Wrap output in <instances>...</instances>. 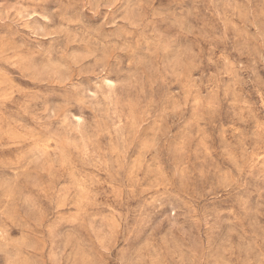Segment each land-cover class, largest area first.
I'll use <instances>...</instances> for the list:
<instances>
[{"label": "rangeland", "instance_id": "obj_1", "mask_svg": "<svg viewBox=\"0 0 264 264\" xmlns=\"http://www.w3.org/2000/svg\"><path fill=\"white\" fill-rule=\"evenodd\" d=\"M0 264H264V0H0Z\"/></svg>", "mask_w": 264, "mask_h": 264}]
</instances>
